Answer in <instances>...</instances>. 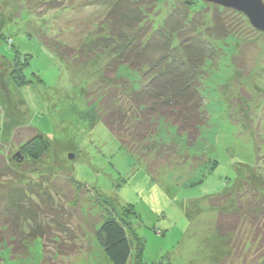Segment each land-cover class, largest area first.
<instances>
[{
	"label": "rangeland",
	"instance_id": "obj_1",
	"mask_svg": "<svg viewBox=\"0 0 264 264\" xmlns=\"http://www.w3.org/2000/svg\"><path fill=\"white\" fill-rule=\"evenodd\" d=\"M146 1L148 26L154 30L176 2ZM100 8L92 0H0V188L50 176L42 186L54 193L50 207H60V212L49 213L44 204L36 221L24 225L26 240L18 243L25 248L0 240V264H114L96 237L113 212L123 217L129 233L137 232L144 241L147 263L169 254L172 264H218L223 258V264H264L256 249L244 260L236 257L237 250L225 247L214 231L217 211L209 204L211 196L242 189L244 182L264 191V174L255 173L258 156L264 169V33L246 17L244 22L238 16L228 18L232 29L219 43L224 50L221 61L206 69L208 124L194 147H187L186 136L168 122L134 151L122 146L102 122L85 118L91 108L87 93L97 88L108 59V52L96 47L87 51L107 33L106 12ZM195 9L230 16L225 13L229 8L203 0ZM46 36L49 42L67 41L77 51L96 56L60 59L42 43ZM17 55L22 62L27 59V85L11 78ZM74 61L80 63L74 66ZM117 75L138 86L139 73L129 65H122ZM35 135H43L49 148L42 150L40 141L37 149L24 151L23 145ZM175 144L181 153L203 156L207 163L197 169L191 163L154 165L156 153ZM130 205L135 211L122 212ZM33 206L37 214L41 208ZM234 206L231 199L226 208ZM220 219L232 221L223 215ZM37 224L45 236L30 239L28 232ZM247 232L233 230L229 235L235 249ZM135 262L133 251L126 264Z\"/></svg>",
	"mask_w": 264,
	"mask_h": 264
},
{
	"label": "trees",
	"instance_id": "obj_2",
	"mask_svg": "<svg viewBox=\"0 0 264 264\" xmlns=\"http://www.w3.org/2000/svg\"><path fill=\"white\" fill-rule=\"evenodd\" d=\"M198 1L175 0L163 25L153 30L148 26L150 20L145 8L148 9L149 5L146 0H92L106 12L103 23L107 33L93 41L87 51L96 47L100 52H108V59L97 88L87 93L91 108L85 118L92 123L102 122L129 150L137 151L158 133L163 123L168 122L176 126L179 135L186 136L187 147H194L201 138L202 128L208 124L203 95L206 69L210 65L215 67L221 61L224 50L219 43L229 36L232 29L228 18L237 19L238 16L244 22L246 16L232 9L225 10L230 15L227 18L217 14L218 11L211 16L205 15L195 9ZM89 19H93V16L90 15ZM2 34L0 30V36ZM42 43L60 59L83 53L86 55L83 60L96 56L93 52L77 51L67 41L49 42L48 36L42 38ZM27 63V59L21 61L20 55L15 57L11 78L19 86L31 82L24 73ZM78 63L80 61H74L73 65ZM125 64L129 65L131 71L139 73L137 87L127 77L117 75L119 68ZM40 141L44 143L42 150L44 147L47 150L49 143L43 135L29 138L22 149L33 151ZM32 155L33 158L37 157L36 154ZM260 159L258 156L256 174H264ZM153 163L176 167L191 163V167L197 169L205 165L207 159L181 153L175 144L158 151ZM46 178L40 177V181L30 179L25 183L0 188V240L13 243L15 249L25 248L18 243L26 240L24 225L36 221L38 214L43 212L44 204H48L49 213L60 212L59 206L50 207L49 198L54 193L50 186H42L51 179L50 176ZM34 195L38 196V202L34 201ZM231 199L235 200L236 206L227 209L226 205ZM209 204L217 211L214 231L224 241L225 247L237 250L236 257L239 259H249L250 249L254 253L256 249L258 258H264V191L244 182L242 189L234 188L227 193L211 196ZM33 205L41 208L37 214ZM54 209L59 210L52 211ZM130 210L135 211L133 205L124 207L122 212ZM222 215L232 218V221H221ZM225 228L228 233L222 235ZM247 228L246 239H239L240 244L235 249L229 235L232 237L233 230ZM28 233L30 239L45 236V231L38 224ZM96 237L114 264H126L133 251L136 253L135 264H172L169 254L152 263L145 262L144 241L137 232L129 233L123 217L114 212L101 223ZM253 244L256 247L253 248ZM223 261H226L225 258L218 264H223Z\"/></svg>",
	"mask_w": 264,
	"mask_h": 264
},
{
	"label": "water",
	"instance_id": "obj_3",
	"mask_svg": "<svg viewBox=\"0 0 264 264\" xmlns=\"http://www.w3.org/2000/svg\"><path fill=\"white\" fill-rule=\"evenodd\" d=\"M214 3L224 8H231L243 13L250 22V25L264 33V0H203ZM74 153L69 154V158L73 159ZM19 158V154L15 156Z\"/></svg>",
	"mask_w": 264,
	"mask_h": 264
},
{
	"label": "bare ground",
	"instance_id": "obj_4",
	"mask_svg": "<svg viewBox=\"0 0 264 264\" xmlns=\"http://www.w3.org/2000/svg\"><path fill=\"white\" fill-rule=\"evenodd\" d=\"M229 9H231V8H229ZM232 10H234V9H232ZM237 11V10H236ZM239 12V11H238Z\"/></svg>",
	"mask_w": 264,
	"mask_h": 264
}]
</instances>
